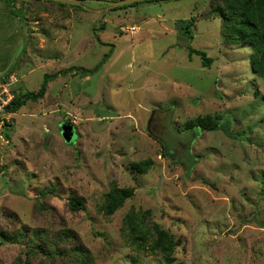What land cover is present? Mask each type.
<instances>
[{
    "label": "rangeland",
    "instance_id": "rangeland-1",
    "mask_svg": "<svg viewBox=\"0 0 264 264\" xmlns=\"http://www.w3.org/2000/svg\"><path fill=\"white\" fill-rule=\"evenodd\" d=\"M93 4L0 0V80L15 74L12 89L37 91L59 74L44 98L0 113V231L19 239L0 238V264H87L79 247L90 264H169L128 242L132 210L180 239L172 264H264V78L251 46L225 41L215 0ZM207 114L229 120L234 137L185 138L186 122ZM148 158L147 173L131 172ZM113 183L135 194L107 216Z\"/></svg>",
    "mask_w": 264,
    "mask_h": 264
},
{
    "label": "trees",
    "instance_id": "trees-1",
    "mask_svg": "<svg viewBox=\"0 0 264 264\" xmlns=\"http://www.w3.org/2000/svg\"><path fill=\"white\" fill-rule=\"evenodd\" d=\"M47 1L57 3L62 7L71 6L83 10L81 6L67 5L50 0ZM23 3H25V1H23ZM87 5L93 6L94 4L89 2ZM127 6L118 7V9ZM12 12L14 13V10H12ZM212 12L216 13L218 17L222 19L223 37L227 43L251 46V66L255 73L264 78V0H215ZM194 20L195 19H193V21H181L179 24L180 32L182 34H189L190 36V27L193 25ZM188 49L191 56L197 54L201 57L203 66H211L213 59L209 57L205 51L194 49L191 45H188ZM97 68L98 66L91 70V72L93 73L97 71ZM58 76V73L46 75L45 81L37 91L17 92V90L13 88L14 98L8 105H6L2 112L15 113L29 101L36 102L44 98L47 92L48 83ZM9 77L10 76H7L6 78L1 79V81L5 82ZM184 128L183 132H185V138H188L191 141H193L194 138L190 134L196 133L198 135L201 130H222L227 136L234 137L231 132L230 121H224L220 115L207 114L202 117H197L196 119H191L186 122ZM176 131L177 133H180L182 130L178 128ZM4 134L7 136V131H4ZM190 143L191 142L189 141L188 144ZM163 147H165L166 150H174V145H169L164 142ZM194 162L195 160L190 154L184 159V163L188 166L190 164L192 165ZM153 165L154 161L151 158H148L138 162H132L130 169L132 173L137 172L139 174H145L153 167ZM134 194V187H120L117 183H113L109 191L105 194L104 204L102 206L103 212L107 216L114 214L128 199L132 198ZM69 200L70 206L73 210H81L85 208L83 198L72 195ZM149 215V210H132L126 215L124 220V235L136 250H149L152 254H162L164 259L169 264H172L174 260L173 255L177 246L181 244V241L158 223L149 222ZM40 231L42 230H36L35 236H38V233H41ZM24 236H26L25 233ZM0 238L4 241H10L13 243L19 242L17 236H10L4 231H0ZM29 240L32 241V245H34L33 238ZM39 249L44 250L39 248V246L29 247V251L33 253L37 252ZM47 250L49 256L55 254L59 255L61 253L56 244H52L50 249ZM79 254L82 256V261L84 263H91L90 261L92 260V257L87 249L79 247Z\"/></svg>",
    "mask_w": 264,
    "mask_h": 264
},
{
    "label": "water",
    "instance_id": "water-1",
    "mask_svg": "<svg viewBox=\"0 0 264 264\" xmlns=\"http://www.w3.org/2000/svg\"><path fill=\"white\" fill-rule=\"evenodd\" d=\"M22 1H29V0H22ZM62 4H67V5H75V6H81L87 10H95L87 5V3H103L106 6L103 8H100L98 10L104 11V10H110L118 7H123L127 5H132L134 3L142 2V1H147V0H117V1H112V0H50Z\"/></svg>",
    "mask_w": 264,
    "mask_h": 264
},
{
    "label": "built area",
    "instance_id": "built-area-1",
    "mask_svg": "<svg viewBox=\"0 0 264 264\" xmlns=\"http://www.w3.org/2000/svg\"><path fill=\"white\" fill-rule=\"evenodd\" d=\"M15 74H11L9 79L4 81L0 80V112L4 111L6 105L14 98L12 86L17 82Z\"/></svg>",
    "mask_w": 264,
    "mask_h": 264
}]
</instances>
